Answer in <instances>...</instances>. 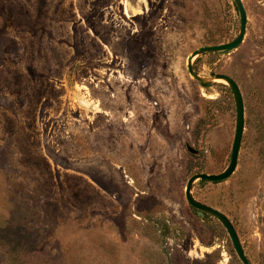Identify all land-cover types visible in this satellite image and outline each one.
<instances>
[{
	"label": "rangeland",
	"instance_id": "1",
	"mask_svg": "<svg viewBox=\"0 0 264 264\" xmlns=\"http://www.w3.org/2000/svg\"><path fill=\"white\" fill-rule=\"evenodd\" d=\"M246 33L192 64L237 83V166L192 195L264 264V0ZM239 30L232 0H0V264H241L184 197L229 164L236 112L222 81L186 69Z\"/></svg>",
	"mask_w": 264,
	"mask_h": 264
},
{
	"label": "water",
	"instance_id": "2",
	"mask_svg": "<svg viewBox=\"0 0 264 264\" xmlns=\"http://www.w3.org/2000/svg\"><path fill=\"white\" fill-rule=\"evenodd\" d=\"M235 5V8L239 15V30L234 39L226 43L214 44V45H204L195 49L187 58L186 69L188 74L193 77L200 85L206 86L210 82L222 81L230 89L236 112V123H235V132L233 137V143L231 147V153L229 158V164L226 169L219 174H205L197 173L192 175L185 186L184 197L187 204L194 209L196 215L200 218L208 215L216 219L222 227L226 230L229 239L231 241L232 247L235 251L237 258L241 264H252L250 259L244 252V249L241 245V242L238 238V235L232 225L231 221L219 210L207 206L196 199L192 195L193 185L197 181L201 182H210V183H219L226 181L235 171L238 161L239 149L243 137L244 131V103L241 91L237 83L230 76L219 73H209L207 76H202L196 72L193 68L192 61L196 57H200L205 54L213 53L218 56L228 55L234 50H236L242 43L245 33H246V24H247V15L246 10L243 5L242 0H232Z\"/></svg>",
	"mask_w": 264,
	"mask_h": 264
}]
</instances>
